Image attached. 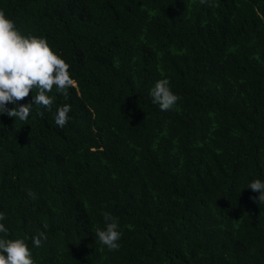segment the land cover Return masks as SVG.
<instances>
[{
    "label": "trees",
    "instance_id": "1",
    "mask_svg": "<svg viewBox=\"0 0 264 264\" xmlns=\"http://www.w3.org/2000/svg\"><path fill=\"white\" fill-rule=\"evenodd\" d=\"M209 3L0 0L77 82L48 93L51 111L34 92L17 102L33 103L26 122L0 115V223L35 264H264V203L247 188L264 181V0ZM165 78L181 99L161 111ZM104 212L119 250L94 235Z\"/></svg>",
    "mask_w": 264,
    "mask_h": 264
},
{
    "label": "clouds",
    "instance_id": "2",
    "mask_svg": "<svg viewBox=\"0 0 264 264\" xmlns=\"http://www.w3.org/2000/svg\"><path fill=\"white\" fill-rule=\"evenodd\" d=\"M202 4H209V0H200ZM70 65L61 58L48 41L36 36H24L17 29L13 20L8 18L3 10H0V115L6 114L9 118H15L22 122L29 119L33 103L18 105L17 102L25 100L30 93L35 106H43L51 111L54 97L48 95L55 88L59 93L68 95V89L76 87V81L70 74ZM150 95L154 104H158L161 111L174 108L181 99L170 88L168 79H161L155 83ZM17 105L9 108L8 105ZM71 111L70 105L58 108L55 115V123L64 128L68 123ZM43 116V113H39ZM247 188L259 193L258 197H252L258 205L264 203V181L256 179ZM28 195L35 199L31 191ZM6 215L0 211V221H4ZM105 228H97L95 237L101 245L109 251L119 250L121 232L119 231L118 218L109 212L103 213ZM47 225H45V228ZM0 264H35L32 252L25 239H9V229L4 223H0ZM42 240L47 236L41 232L33 238V244L39 248Z\"/></svg>",
    "mask_w": 264,
    "mask_h": 264
}]
</instances>
